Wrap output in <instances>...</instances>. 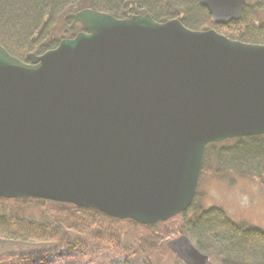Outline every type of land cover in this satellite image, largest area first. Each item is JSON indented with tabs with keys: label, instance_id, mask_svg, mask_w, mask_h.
Returning a JSON list of instances; mask_svg holds the SVG:
<instances>
[{
	"label": "water",
	"instance_id": "water-1",
	"mask_svg": "<svg viewBox=\"0 0 264 264\" xmlns=\"http://www.w3.org/2000/svg\"><path fill=\"white\" fill-rule=\"evenodd\" d=\"M198 2L215 24L246 4ZM64 19L82 30L27 62L0 44V198L154 224L192 203L207 144L264 134V45L149 14ZM166 247L209 261L186 234Z\"/></svg>",
	"mask_w": 264,
	"mask_h": 264
},
{
	"label": "trees",
	"instance_id": "trees-1",
	"mask_svg": "<svg viewBox=\"0 0 264 264\" xmlns=\"http://www.w3.org/2000/svg\"><path fill=\"white\" fill-rule=\"evenodd\" d=\"M251 1L246 0L239 20L215 24L198 0H0V44L27 62L28 53L40 55L81 31L79 23L70 27L64 16L89 8L118 19L136 14H149L157 22L179 19L190 30L214 29L231 40L264 45V0ZM206 170L220 179L230 172L264 176V134L207 144L202 173ZM0 200L50 202L60 209L44 211L39 219L0 210V241L30 245L8 254L10 260L2 264H160L166 242L180 234L221 264H264V230L234 222L221 207H204L197 193L186 210L149 225L44 199ZM123 224L131 229V244L123 239Z\"/></svg>",
	"mask_w": 264,
	"mask_h": 264
},
{
	"label": "rangeland",
	"instance_id": "rangeland-1",
	"mask_svg": "<svg viewBox=\"0 0 264 264\" xmlns=\"http://www.w3.org/2000/svg\"><path fill=\"white\" fill-rule=\"evenodd\" d=\"M252 2L251 0H248ZM264 19V10L260 13ZM59 27H63L59 23ZM199 202L204 207L218 206L225 210L234 222L245 223L249 226L260 227L264 230V176L247 177L235 173H227L224 178H215L210 170L201 172L197 186ZM12 200H0V210L20 212L24 216L39 219L43 212L53 214L60 209L57 205L49 203L21 202L15 204ZM123 239L126 243L133 242L131 229L127 224L121 226ZM177 237V236H175ZM174 238V237H173ZM30 245L16 242L0 241V264L10 260L7 256L11 252L23 251ZM160 264H184L171 251L164 253ZM207 264H221L215 256H209Z\"/></svg>",
	"mask_w": 264,
	"mask_h": 264
}]
</instances>
